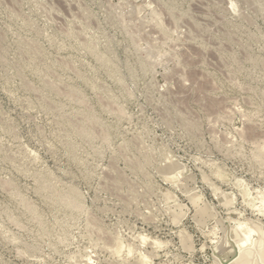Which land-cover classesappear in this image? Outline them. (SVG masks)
Returning <instances> with one entry per match:
<instances>
[{
	"label": "rangeland",
	"instance_id": "374dc122",
	"mask_svg": "<svg viewBox=\"0 0 264 264\" xmlns=\"http://www.w3.org/2000/svg\"><path fill=\"white\" fill-rule=\"evenodd\" d=\"M263 199L264 0H0V264H256Z\"/></svg>",
	"mask_w": 264,
	"mask_h": 264
},
{
	"label": "bare ground",
	"instance_id": "6f19581e",
	"mask_svg": "<svg viewBox=\"0 0 264 264\" xmlns=\"http://www.w3.org/2000/svg\"><path fill=\"white\" fill-rule=\"evenodd\" d=\"M178 176V175H177ZM174 177H175V175H174ZM179 177V176H178ZM177 177V178H178ZM243 186V185H242ZM244 188H246V187H244ZM242 193H243V187H242ZM71 191V190H70ZM247 190H245V192H246ZM73 193V192H72ZM246 193H248V192H246ZM261 194V193H260ZM59 196H61V195H59ZM68 196H72L73 197V194L72 195H67V197ZM248 196H250V194L249 195H247V197ZM64 197V196H63ZM245 197V196H244ZM65 198V197H64ZM69 199H67V200H69V206H77V204H73L72 203V205H70L71 203H70V201L72 202V201H74L73 199L71 200V198L70 197H68ZM60 199H61V197H60ZM64 199H62L61 201H63ZM66 200V199H65ZM262 200V199H261ZM264 200V199H263ZM64 202V203H63ZM62 203L63 204H68V203H65L66 201H63ZM75 202H76V199H75ZM263 202V201H262ZM264 203V202H263ZM79 205V204H78ZM260 207V206H259ZM76 208V207H75ZM262 210H263V208H262ZM236 231H238V237H237V239H236V244H237V248L235 249V254L238 256L241 252H242V250H248L247 252H248V254H247V257H249L250 258V248H252L253 246H255L257 243H260V246H261V248L259 247V249H257L256 251V256H257V258H256V264H264V238H263V240H261V241H259L256 237H255V235L256 234H259V232L261 231V229H257V228H255V227H253L252 225H250L248 222H244V223H242L241 222V224L238 226V227H236ZM236 234V233H235ZM234 234V235H235ZM145 238V237H144ZM143 255V254H142ZM144 258V257H143ZM146 258V257H145ZM147 259V258H146ZM246 260V259H245ZM249 261V260H248ZM248 261H246V263L245 264H247V262ZM238 264H244L243 263V261L241 260ZM253 264H254V262H253Z\"/></svg>",
	"mask_w": 264,
	"mask_h": 264
}]
</instances>
